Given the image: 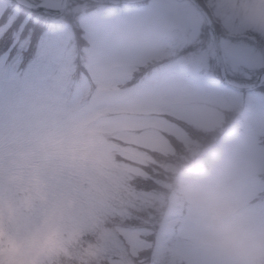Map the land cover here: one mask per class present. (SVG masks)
I'll list each match as a JSON object with an SVG mask.
<instances>
[{"label":"rangeland","instance_id":"rangeland-1","mask_svg":"<svg viewBox=\"0 0 264 264\" xmlns=\"http://www.w3.org/2000/svg\"><path fill=\"white\" fill-rule=\"evenodd\" d=\"M195 1L219 29L228 80L253 84L264 74V0ZM30 12L0 0V43L10 41L0 46V200L30 196L34 217L56 212L63 238L45 264H210L191 210L172 197L177 169L264 221V89L222 84L191 0ZM72 125L86 167L11 182L25 146Z\"/></svg>","mask_w":264,"mask_h":264},{"label":"clouds","instance_id":"clouds-1","mask_svg":"<svg viewBox=\"0 0 264 264\" xmlns=\"http://www.w3.org/2000/svg\"><path fill=\"white\" fill-rule=\"evenodd\" d=\"M89 162L81 126L45 130L19 153L11 182L31 186L42 169L72 175ZM172 197L191 210L210 264H264V221L244 212L209 180L177 169ZM33 206L30 196L0 200V264H45L60 246L56 212L34 217Z\"/></svg>","mask_w":264,"mask_h":264},{"label":"water","instance_id":"water-1","mask_svg":"<svg viewBox=\"0 0 264 264\" xmlns=\"http://www.w3.org/2000/svg\"><path fill=\"white\" fill-rule=\"evenodd\" d=\"M12 1L16 2L21 7L25 8L27 10H30V11L47 12V13H52V14H56V13L60 12V10H55V9L52 10V9H49L47 7L42 6L41 4H30L31 6H28V5L19 3L18 0H12ZM93 1L98 2V3L109 4V5H117V4H137V3H142V2L147 1V0H93ZM68 2H69V0H64L65 6H67ZM193 2L195 4L196 8L199 10V12L205 18V20L209 26V29L213 35L216 54H217V60H218V65H219V70H220V74H221V81H222L223 85H225L226 87H228L232 90L240 91V92L253 91V90H256L260 87H263L264 86V80L261 77L252 85H247V86L238 85L236 83L228 81V79L226 77L224 63H223L222 54H221V50H220V45H219V41H218V38H217V35L215 32L214 25H213L210 17L208 16V14L203 9H201V7L198 5V3L195 0H193Z\"/></svg>","mask_w":264,"mask_h":264},{"label":"bare ground","instance_id":"bare-ground-1","mask_svg":"<svg viewBox=\"0 0 264 264\" xmlns=\"http://www.w3.org/2000/svg\"><path fill=\"white\" fill-rule=\"evenodd\" d=\"M19 3L25 4L28 6H31L26 0H18ZM64 0H58V1H53V0H45L41 2V5L44 7H47L49 9H55V10H61L64 7ZM261 78L264 80V74L261 76Z\"/></svg>","mask_w":264,"mask_h":264},{"label":"trees","instance_id":"trees-1","mask_svg":"<svg viewBox=\"0 0 264 264\" xmlns=\"http://www.w3.org/2000/svg\"><path fill=\"white\" fill-rule=\"evenodd\" d=\"M200 1V0H199ZM199 5L209 14V12H208V10H207V8L205 7V5L202 3V1L201 2H199ZM23 9V8H22ZM25 12H29V13H31L30 11H28V10H26V9H23ZM215 26V30H216V33L218 34V35H220V32H219V29H218V27L216 26V25H214ZM206 30L208 29L209 30V27H208V25L206 24ZM8 44H10V41H8V40H3L1 43H0V46H6V45H8ZM31 51H33V48L31 47ZM183 51L184 52H188V51H190V52H193V49L192 48H185V49H183ZM32 53V52H31ZM264 88H261L260 90H263ZM261 143H262V145L264 146V137H262L261 138Z\"/></svg>","mask_w":264,"mask_h":264}]
</instances>
